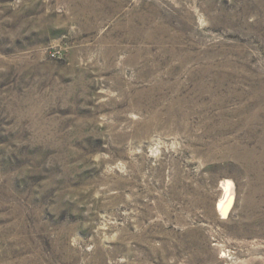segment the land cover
<instances>
[{
    "label": "rangeland",
    "instance_id": "obj_1",
    "mask_svg": "<svg viewBox=\"0 0 264 264\" xmlns=\"http://www.w3.org/2000/svg\"><path fill=\"white\" fill-rule=\"evenodd\" d=\"M0 264H264V0H0Z\"/></svg>",
    "mask_w": 264,
    "mask_h": 264
},
{
    "label": "bare ground",
    "instance_id": "obj_2",
    "mask_svg": "<svg viewBox=\"0 0 264 264\" xmlns=\"http://www.w3.org/2000/svg\"><path fill=\"white\" fill-rule=\"evenodd\" d=\"M225 195H224V199L220 200V202L218 203V210H221L223 211V213L226 211V205H227V202H228V197L231 195V186H232V183L231 182H226L225 181ZM230 199H231V196H230ZM229 199V201H230Z\"/></svg>",
    "mask_w": 264,
    "mask_h": 264
}]
</instances>
